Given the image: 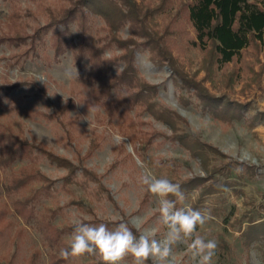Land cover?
I'll list each match as a JSON object with an SVG mask.
<instances>
[{
  "label": "rangeland",
  "instance_id": "rangeland-1",
  "mask_svg": "<svg viewBox=\"0 0 264 264\" xmlns=\"http://www.w3.org/2000/svg\"><path fill=\"white\" fill-rule=\"evenodd\" d=\"M146 1L153 10L163 0ZM165 1H169V14L149 21L154 30L163 33L167 22L174 19L171 30L184 33L176 40L174 51L181 70L188 81L207 90L221 106L220 115L213 116L203 100L182 87L169 65L154 61L141 39H136L140 76L159 88L153 102L176 113L174 126L156 121L141 109L114 110L93 101L87 71H79L71 51L55 62L48 47L41 50V58L31 56L15 64L8 59L11 51L0 46V82L17 86L12 93L2 94L0 115H17L28 139L69 161L78 175L91 171L110 192L114 203L107 198L102 204L87 201V207L68 209L67 217L60 216L58 222L96 225L99 221L113 224L111 228L126 223L137 235L155 228L157 238H162L166 228L159 220L157 197L146 190L142 177L151 173L167 178L179 184L183 192L186 189L182 185L200 179L204 180L200 188L184 193L185 199L176 206L190 207L210 217L198 226L195 235L217 241L212 264H264V48L252 47L239 61L219 70L211 51L202 52L187 43V37L193 38L194 33L180 1L176 0L174 7L170 0ZM9 10L10 5L0 1V31ZM122 33L128 38L127 28ZM119 55V50L107 52L109 59ZM39 77L45 85L37 80ZM226 107L242 114L228 113ZM135 132L138 139L133 143ZM182 139L207 145L205 156L194 157L180 143ZM21 164L17 162L16 167ZM41 169L53 180L67 175L49 162L42 163ZM72 188L77 197L86 199L82 190ZM208 189L213 193L207 194ZM55 201L43 203L51 206ZM258 229L262 234L251 237L249 232L257 233ZM173 256L175 264H192L187 243L174 245ZM0 264H10V256L0 259ZM122 264H133V258L127 256Z\"/></svg>",
  "mask_w": 264,
  "mask_h": 264
},
{
  "label": "trees",
  "instance_id": "trees-1",
  "mask_svg": "<svg viewBox=\"0 0 264 264\" xmlns=\"http://www.w3.org/2000/svg\"><path fill=\"white\" fill-rule=\"evenodd\" d=\"M0 1L10 5L0 31V46L11 51L10 62L19 64L21 59L31 56L41 58L45 47L53 50L51 57L60 62L61 56L71 51L79 71H87L85 77L93 89L90 92L93 101L114 110L141 109L156 121L172 127L177 120L176 113L153 102L159 88L149 85L140 76L136 39H141L146 42L143 46L149 50L151 58L169 65L181 79V86L203 100L213 116L222 113L221 106L207 90L193 80L188 81L183 74L174 51L176 40L184 33L171 30L174 19L167 22L163 33L154 30L149 21L154 16L169 14L166 13L169 1H161L153 10L146 0ZM179 1L194 33L193 38L187 37V43L202 52L211 51L219 70L239 61L252 47L264 48V0ZM170 3L174 7L176 0ZM98 21L102 24L98 25ZM124 28L128 29V38L123 37ZM118 50L121 55L107 57V52ZM122 64L123 70L117 75L116 68ZM16 88L12 83L0 82V105L4 102L2 94H10ZM231 110L242 114L241 110L226 107L228 113ZM65 134L70 136L69 131ZM137 139L135 132L131 140L134 143ZM180 143L199 158L205 156V147L208 148L199 141L182 139ZM19 161L24 164L16 167ZM44 162L64 169L67 175L53 180L42 171ZM203 182L195 179L182 185L186 189L183 193L199 189ZM73 186L82 190L86 199L77 197ZM209 190L205 192L213 193ZM106 198L114 203L110 192L94 173L85 170L78 175L69 161L28 139L24 123L17 115H0V259L10 256V264L17 261L19 264H102L96 255L85 254L67 260L61 257V250L69 246L75 224L58 222V218L67 217L66 211L72 207L84 208L87 201L92 200L102 204ZM49 199L56 200L55 204L43 203ZM100 223L104 222L98 221L96 225ZM104 224L110 229L113 225ZM261 232L258 229L257 233L249 234L253 237L252 234L261 235Z\"/></svg>",
  "mask_w": 264,
  "mask_h": 264
},
{
  "label": "clouds",
  "instance_id": "clouds-1",
  "mask_svg": "<svg viewBox=\"0 0 264 264\" xmlns=\"http://www.w3.org/2000/svg\"><path fill=\"white\" fill-rule=\"evenodd\" d=\"M116 71L118 75L120 70L116 68ZM37 80L45 85L42 77ZM67 100L64 97V103ZM142 183L151 195L157 197L159 220L166 228L162 238H157L155 228L137 235L126 223L110 229L104 223L94 225L76 221L69 246L61 250V257L67 260L88 254L98 256L102 264H122L127 256H131L133 264H147L149 261L151 264H175L173 246L187 243L192 264H212L217 241L195 235L198 226L204 225L210 217L190 207L176 206L185 199L179 184L167 178H156L151 173L142 177ZM170 196L176 199H169Z\"/></svg>",
  "mask_w": 264,
  "mask_h": 264
}]
</instances>
